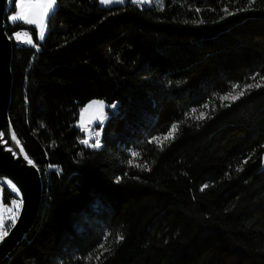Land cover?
<instances>
[{
	"label": "trees",
	"instance_id": "obj_1",
	"mask_svg": "<svg viewBox=\"0 0 264 264\" xmlns=\"http://www.w3.org/2000/svg\"><path fill=\"white\" fill-rule=\"evenodd\" d=\"M15 3L9 120L42 197L0 264H264V0H55L43 39ZM94 100L117 106L89 149Z\"/></svg>",
	"mask_w": 264,
	"mask_h": 264
},
{
	"label": "water",
	"instance_id": "obj_2",
	"mask_svg": "<svg viewBox=\"0 0 264 264\" xmlns=\"http://www.w3.org/2000/svg\"><path fill=\"white\" fill-rule=\"evenodd\" d=\"M7 0H0V187L13 185L18 191L22 206L15 223L11 225L8 235L0 240V263L14 250L25 238L32 228L40 207L42 197V182L39 169L28 165L23 159L25 152L19 158L6 150L11 147L19 152L20 144L10 139L14 133L9 120V108L12 90V43L6 33L5 15ZM88 124L80 127V133L85 136ZM7 141V143H5ZM84 145V143H83ZM264 172V153L262 155L261 170Z\"/></svg>",
	"mask_w": 264,
	"mask_h": 264
},
{
	"label": "snow or ice",
	"instance_id": "obj_3",
	"mask_svg": "<svg viewBox=\"0 0 264 264\" xmlns=\"http://www.w3.org/2000/svg\"><path fill=\"white\" fill-rule=\"evenodd\" d=\"M113 2H120L123 3V0H101V3L104 4H108V3H113ZM133 2H138V0H133ZM55 4V0H18V3L16 4V7L19 9V11L12 16L10 19L13 21H23L26 24L29 25H37L38 27L41 28L40 31V38L43 39V28L46 25V20L48 18V16L50 15V12L52 10V8L54 7ZM225 11L227 12V9H225ZM229 15H231L232 13H228ZM16 38L20 39V34L17 33L16 34ZM28 43H31V38H28L27 41ZM238 87V85L233 86V91L235 90V88ZM251 87H260L259 84L256 85H246L245 88H251ZM244 95V91L241 90L240 92L236 93L235 95H232V93H228L227 95L221 96L220 100L226 101V100H236L239 97ZM96 103V102H94ZM101 106H102V102ZM112 108H115L116 105L113 104L111 105ZM205 107H207V105H205ZM195 111V110H193ZM204 113H201L199 117H197V119H201L204 118ZM176 126L173 125L172 126V131H170L168 133V136L164 137V139H168L169 137L172 136V133L175 131ZM99 135V133H97V136ZM4 136V133H0V138H2ZM10 139L12 141H15L17 145H19V141L17 140V137L15 136L14 133L11 134ZM154 139H159V138H154ZM83 143L87 144L88 141H82ZM5 143H7V141H5ZM92 147H98L99 146V140L96 141L95 144L91 145ZM6 150L12 152L13 156L19 158V154L23 153V148H19V152L13 150L11 147H8ZM137 153H133V156H136ZM23 159L27 162L28 165H34V162L29 159L27 157V155L23 156ZM206 187V186H205ZM18 194V192H17ZM12 203L15 205V212H12L11 209H6V211L11 212L12 213V218H13V224L15 223V217L18 216L19 214V209L22 206L23 201L20 200L19 202H17L16 200H13ZM8 235V232L4 230V225H3V220L0 219V240H3L5 236ZM118 239H123V237H118ZM101 247H103V245H101Z\"/></svg>",
	"mask_w": 264,
	"mask_h": 264
},
{
	"label": "rangeland",
	"instance_id": "obj_4",
	"mask_svg": "<svg viewBox=\"0 0 264 264\" xmlns=\"http://www.w3.org/2000/svg\"><path fill=\"white\" fill-rule=\"evenodd\" d=\"M150 1L149 3L147 4H150L152 6H155V7H162L163 6V0H148ZM99 2V5L101 7H104V8H109V7H113V6H117V5H121L125 2V0H123V3H120V2H113V3H108V4H104V3H101V0H98ZM141 2H144V0H141ZM18 3V0H16V3H15V6L16 4ZM11 4V0H7V7H9ZM55 5V4H54ZM54 9V7L52 8V10ZM51 10V11H52ZM19 11V9L16 7V11L15 13L13 14H10L8 17H7V21L10 23V24H13V23H16V22H22L24 23L23 21H20V20H17V21H13L11 20L10 18L12 16H14L17 12ZM26 24V23H25ZM33 26L36 30H37V34H38V37L40 38V31H41V28L38 27L37 25H31ZM45 34V26L43 28V36ZM12 38L14 40H18L19 42L23 43V44H30L27 41L28 38H24V37H21L20 36V39H17L16 38V35H13ZM257 83H261V82H257ZM241 89H236L235 91L232 92V95H235L236 93L240 92ZM226 101H232V100H226ZM96 102V103H94ZM102 102V106H101V103ZM117 106V104H115ZM108 108L105 103L103 101H97V100H94V101H90L89 103H87L83 108L80 109L79 111V117H78V123L80 124V127L83 125V124H88L90 127H95L96 125H99V124H102L103 120H104V116L106 114L105 112V109ZM116 108V107H115ZM115 108H112L111 106L108 108L109 110H114ZM201 113H197L198 116H200ZM79 127V128H80ZM9 189L11 190V192L16 195V196H19V193L17 194V190L14 188L13 185H9ZM0 197H1V194H0ZM6 209H10L9 207H5L1 204V200H0V219L3 220V225L4 226H7V227H11V225L13 224V218H12V213L11 212H8L6 211ZM12 210V209H11ZM12 212H15L14 210H12ZM17 216L15 217V220H16Z\"/></svg>",
	"mask_w": 264,
	"mask_h": 264
},
{
	"label": "built area",
	"instance_id": "obj_5",
	"mask_svg": "<svg viewBox=\"0 0 264 264\" xmlns=\"http://www.w3.org/2000/svg\"><path fill=\"white\" fill-rule=\"evenodd\" d=\"M131 5L135 8H138V9H141V8H149L150 7V4H147L145 2H141V0H138V2H133V0H129ZM17 33L20 34L21 37H24V38H31V34H30V31L28 29H25V28H22L20 30H18L16 33H14L13 35H16ZM17 43H21L19 42L18 40H15ZM109 116H104V120L102 122V124H99L101 127H90L88 126L86 131V135L83 136L84 139L83 141L87 140L88 143L85 144L84 143V146L86 148H89V149H96L100 146V141L102 139V132H103V126L105 125V122L108 120ZM97 133H99V135L97 136ZM99 140V146L98 147H92L91 145L92 144H95L96 141ZM0 191H1V187H0ZM13 200H16L17 202H19V198L18 197H12L9 201V208L16 211L15 209V205L12 203ZM20 210V209H19ZM10 227H7V226H4V230L5 231H9Z\"/></svg>",
	"mask_w": 264,
	"mask_h": 264
},
{
	"label": "crops",
	"instance_id": "obj_6",
	"mask_svg": "<svg viewBox=\"0 0 264 264\" xmlns=\"http://www.w3.org/2000/svg\"><path fill=\"white\" fill-rule=\"evenodd\" d=\"M144 2L145 3H149L150 1H148V0H144ZM32 43V42H31ZM31 43L30 44H27V45H31ZM77 126H79L80 127V124L78 123V125Z\"/></svg>",
	"mask_w": 264,
	"mask_h": 264
}]
</instances>
